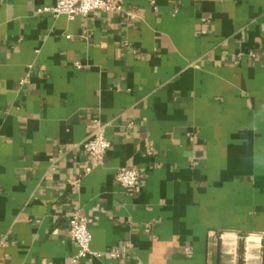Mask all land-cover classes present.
Wrapping results in <instances>:
<instances>
[{
    "label": "crops",
    "instance_id": "1",
    "mask_svg": "<svg viewBox=\"0 0 264 264\" xmlns=\"http://www.w3.org/2000/svg\"><path fill=\"white\" fill-rule=\"evenodd\" d=\"M56 2L0 0V264H70L75 212L80 264H263L264 0Z\"/></svg>",
    "mask_w": 264,
    "mask_h": 264
},
{
    "label": "built area",
    "instance_id": "2",
    "mask_svg": "<svg viewBox=\"0 0 264 264\" xmlns=\"http://www.w3.org/2000/svg\"><path fill=\"white\" fill-rule=\"evenodd\" d=\"M119 0H57L56 5L52 8H43L38 11L41 13H50L54 18L61 16L73 19L76 17H86L89 14L97 12L118 13L125 15ZM95 129L87 137L82 148L91 159L92 164L84 168L83 174L91 173L93 169L100 166L110 145L105 140L103 127L94 122ZM140 175L136 169L121 168L115 176V181L126 195H132L139 183ZM69 239L76 246L77 252L71 259L70 264H80L87 259H99L101 254L91 250V233L87 228V221L80 213L72 214L69 222ZM110 258H118L117 251L109 253Z\"/></svg>",
    "mask_w": 264,
    "mask_h": 264
},
{
    "label": "trees",
    "instance_id": "3",
    "mask_svg": "<svg viewBox=\"0 0 264 264\" xmlns=\"http://www.w3.org/2000/svg\"><path fill=\"white\" fill-rule=\"evenodd\" d=\"M263 264H264V262H263Z\"/></svg>",
    "mask_w": 264,
    "mask_h": 264
}]
</instances>
